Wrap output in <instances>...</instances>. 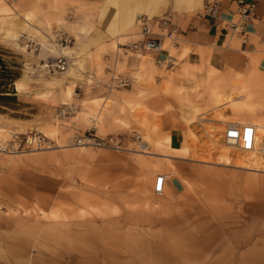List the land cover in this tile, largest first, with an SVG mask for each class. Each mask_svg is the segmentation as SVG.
Here are the masks:
<instances>
[{
    "label": "rangeland",
    "instance_id": "374dc122",
    "mask_svg": "<svg viewBox=\"0 0 264 264\" xmlns=\"http://www.w3.org/2000/svg\"><path fill=\"white\" fill-rule=\"evenodd\" d=\"M26 1L0 0V54L19 73L16 99L0 104V264H219L191 218L216 220V202L204 194L225 185L218 177L229 179L235 200L239 177L214 164L254 169L250 153L226 141L232 123L219 120L264 116L260 55L233 56L224 71L202 66L171 82L173 59L185 55L174 45L177 33L164 44L169 56L133 48L143 37L138 16L154 17L145 10L123 31L116 18L107 23L90 8L46 21L43 7ZM60 36L66 52L54 47ZM60 53L71 57L70 71H48L44 65ZM239 103L250 112L235 114ZM68 105L75 111L63 114ZM89 131L119 145L76 140L91 138ZM172 131L185 149L171 147ZM165 155L187 157V179H203L188 181L193 205L172 202L166 190L155 195L154 178L156 185L171 167Z\"/></svg>",
    "mask_w": 264,
    "mask_h": 264
},
{
    "label": "crops",
    "instance_id": "0c3cea01",
    "mask_svg": "<svg viewBox=\"0 0 264 264\" xmlns=\"http://www.w3.org/2000/svg\"><path fill=\"white\" fill-rule=\"evenodd\" d=\"M236 1L33 0L35 4L43 7L42 17L46 21L62 20L60 18L62 16L64 18L66 14H78L86 8H90L93 13H104V21L107 23L113 17L116 18L120 21L123 31L137 25L136 14L138 11L145 10L154 17L166 16L171 20L172 26L177 29V42L174 45L179 52L185 51V55L181 59L177 60V56L173 59L171 70H169L171 74L167 77V80L171 82L184 77L185 71H201L202 66L209 69L211 65L212 68L224 71L227 69L226 63L233 56L238 58L244 56L246 59H251L260 55L259 68L264 70V0H248L255 3V10L250 25V39L247 44H243V42L233 44L236 41L235 37L231 35L224 23L227 19H237L238 4ZM111 2H115L117 6ZM215 3L220 6V17L218 18L205 14L206 6ZM62 5L67 6L65 11H62ZM100 36L111 37L104 33H101ZM98 37V35H94V38ZM163 42L168 46L171 41L163 38ZM164 52H167L165 55L169 56L168 49L165 48ZM218 62H221V66L218 65ZM146 69L150 74H153L156 82H162V78L157 75L159 72L154 63L148 64ZM181 136L180 133L171 132L170 145L172 148L185 149L186 146L183 145ZM165 156H169L167 159H169L171 167L166 168V173L159 174H164L166 177L164 188L167 191L166 197L172 202L187 207L193 205L194 191L190 189L188 181L196 183L203 179L201 177L187 179L190 177L186 168L189 161L187 157ZM218 164L214 165L221 166L224 171L229 172L228 177L235 179L239 177L240 179L238 183L235 182L236 185L233 189L235 200L229 199L228 196L231 188L229 179L218 177L217 181L224 182L225 185H221L217 193L213 192L208 196L204 194L205 201L216 202L213 203V206L218 210L216 220L208 217L191 218L199 233L198 236L203 242L209 243L210 241L211 244L208 245L214 246L210 248L212 253H208V256L216 257L219 264H264V186L261 185V182L264 183V170L248 169L245 166L227 163ZM155 178L153 180L154 192ZM155 195L158 196L156 192ZM182 197L184 199H181ZM229 215L232 217H228Z\"/></svg>",
    "mask_w": 264,
    "mask_h": 264
},
{
    "label": "built area",
    "instance_id": "2783aa9c",
    "mask_svg": "<svg viewBox=\"0 0 264 264\" xmlns=\"http://www.w3.org/2000/svg\"><path fill=\"white\" fill-rule=\"evenodd\" d=\"M238 9L236 11L237 19H227L225 25L228 28V31L234 37H237L243 43H248L250 39V25L252 23V17L255 10V3L248 1V0H237ZM205 14L209 17L218 18L220 17V6L218 3L213 5H208L205 8ZM138 23L141 29V33L143 37L133 43V48L135 50H148L161 55L162 52L165 50L163 38H176L177 29L172 26L171 20L167 17H150L146 14H140L138 16ZM158 27L163 29L162 33H158L155 31V28ZM167 30V33H165ZM64 37L60 36L56 42V46L63 47ZM27 45H33V39H26ZM159 61H163L159 58ZM71 66V57L60 53L54 62L45 64V67L48 71H58L64 72L69 69ZM118 84L121 86L126 85L127 82L124 79H121ZM117 84V85H118ZM75 107L72 105H68L66 108L62 110L63 114L67 112H74ZM94 129V125L90 128ZM89 134L93 137H77L76 140L82 144L86 142H93L96 143L97 146H110L119 145V139L115 136L110 137H97L93 136L92 133L89 131ZM139 138V135L137 134ZM225 138L228 143L231 145L237 146L244 150V151H254L257 152L259 155L264 156V133L262 136L259 135L258 128L254 124H239V123H232L228 126ZM165 175H160L157 179L155 185V192L159 195L163 194L165 182H166Z\"/></svg>",
    "mask_w": 264,
    "mask_h": 264
},
{
    "label": "bare ground",
    "instance_id": "6f19581e",
    "mask_svg": "<svg viewBox=\"0 0 264 264\" xmlns=\"http://www.w3.org/2000/svg\"><path fill=\"white\" fill-rule=\"evenodd\" d=\"M124 12V11H123ZM119 14V13H118ZM124 15V14H123ZM131 23V21H130ZM167 39H170V38H167ZM56 46V44L54 45V47ZM52 49H50V51H54V48L51 47ZM66 49L67 47H64L62 48L61 47V50H63L64 52H66ZM45 66V65H44ZM71 68H69V70H67L66 72H69ZM63 73V72H62ZM65 73V72H64ZM72 78V77H71ZM17 87V86H16ZM19 87V86H18ZM17 87V88H18ZM236 92V91H235ZM234 92V93H235ZM233 93V92H232ZM236 94V93H235ZM71 95V93L69 94V96ZM234 95V94H233ZM232 97L233 96H229V97H226L229 101L232 102ZM242 101H240L241 103ZM240 103H239V107L237 106L233 112L235 114H243L245 115V113L247 112H250L249 109H248V106L246 104H243V106H240ZM235 107V105H233ZM250 106V105H249ZM230 110V109H229ZM86 113V112H85ZM260 120H257V121H253V120H248V121H240V122H228L226 120H219L220 122L224 123V124H229V123H239V124H254L256 125V127L258 128V131H259V135L262 136V134L264 133V116H260ZM223 128V127H222ZM228 126H226V130H227ZM1 139V138H0ZM234 148H238L239 150H241L242 152H245V153H250V155H248V160H249V164L251 166L254 167V169H264L262 167H264V156L262 155H259L257 152H254V151H244L239 147L235 146ZM160 176V175H159ZM158 176V177H159Z\"/></svg>",
    "mask_w": 264,
    "mask_h": 264
},
{
    "label": "trees",
    "instance_id": "16d2710c",
    "mask_svg": "<svg viewBox=\"0 0 264 264\" xmlns=\"http://www.w3.org/2000/svg\"><path fill=\"white\" fill-rule=\"evenodd\" d=\"M18 77L19 73L12 62L0 54V104H9L8 102L16 99L14 83Z\"/></svg>",
    "mask_w": 264,
    "mask_h": 264
}]
</instances>
